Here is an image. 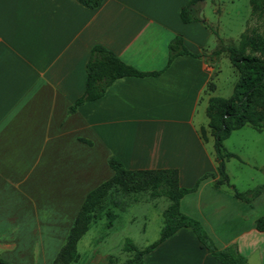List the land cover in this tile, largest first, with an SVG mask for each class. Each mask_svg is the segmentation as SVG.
Returning <instances> with one entry per match:
<instances>
[{"label": "crops", "instance_id": "1", "mask_svg": "<svg viewBox=\"0 0 264 264\" xmlns=\"http://www.w3.org/2000/svg\"><path fill=\"white\" fill-rule=\"evenodd\" d=\"M187 1L103 0L90 9L75 0H0V256L6 264L17 263L18 248L34 262L27 248L32 232L69 230L87 192L112 175L109 155L127 169L174 168L185 188L216 173L202 116L215 90V63L226 54L209 58L217 36L202 21H181ZM201 16L221 37L205 11ZM177 34L202 56L178 55L165 67L168 41ZM95 44L139 71L160 73L117 78L100 98L69 112L84 91ZM227 150L235 154L225 161L231 179L230 159L250 161ZM213 181L206 177L184 194L180 211L197 219L219 249L235 244L246 264H264V190L246 202ZM230 183L239 191L264 184ZM58 199L64 209L56 207ZM48 236L61 244L62 236ZM142 264L221 263L191 229L181 228L144 254Z\"/></svg>", "mask_w": 264, "mask_h": 264}, {"label": "trees", "instance_id": "2", "mask_svg": "<svg viewBox=\"0 0 264 264\" xmlns=\"http://www.w3.org/2000/svg\"><path fill=\"white\" fill-rule=\"evenodd\" d=\"M86 8H97L103 0H75ZM205 0H189L179 9V17L183 22L202 21L209 30L217 36L218 44L211 52L209 58L224 52L231 66L238 73L233 94L229 97L211 96L205 108L207 128L212 138L213 152L216 161V173L206 172L201 175L193 186L181 187L178 182V172L174 168L161 169H127L121 161L109 155L106 159L112 175L91 189L85 195L67 232L64 243L59 248L52 264H71L79 255L77 242L95 223L102 214L109 221L117 217L113 210L120 206L117 197L112 192L124 193L149 190L152 198L164 197L168 202L161 211L163 224L159 237L143 248H138L126 238L123 250L128 257L114 264H142L143 255L151 251L161 241L172 236L181 228H189L198 239L200 246L217 259L221 264H246V258L238 251L235 244L219 249L201 223L180 211L181 197L196 189L199 182L206 178H214L213 186L219 188L227 186L234 197L251 201L261 191L264 184L257 185L245 191L237 190L229 181L225 170V161L235 154L225 150L223 141L235 129L248 125L260 131L264 128V0H249L251 16L259 21L258 26H253L243 31L235 44H225L201 16L202 3ZM167 67L178 55L189 54L195 57L200 53L189 52L183 44L180 34L172 37L167 44ZM156 72H142L123 62L116 54L103 45L95 44L90 49L89 57L85 64L84 91L69 107V112L89 101L100 98L105 89L117 78L125 76L142 77L157 75ZM210 90L213 84L209 83ZM200 135L205 140V129H200ZM217 175V177H216ZM109 199L110 203H107ZM262 228V226H258ZM7 262L0 256V264Z\"/></svg>", "mask_w": 264, "mask_h": 264}, {"label": "rangeland", "instance_id": "3", "mask_svg": "<svg viewBox=\"0 0 264 264\" xmlns=\"http://www.w3.org/2000/svg\"><path fill=\"white\" fill-rule=\"evenodd\" d=\"M202 11H205L208 21L218 29L225 44H235L243 31L259 24V21L251 16L249 0H205L202 3ZM215 68L213 76L215 90L210 92V95L231 96L238 73L231 66L226 56L218 58ZM202 118L206 125V116H202ZM227 138L223 141L225 150L232 149L250 161L246 163L241 159L229 160L227 169L231 179H235L236 185L244 187L245 185L264 182V128L257 131L246 125L231 133ZM254 162L263 168H258L255 171ZM251 176L252 178H250ZM231 179L229 178L230 182ZM72 194L69 196H75ZM112 194L120 202V206L113 209L117 213V217L109 221L102 214L95 223L90 225L77 242L79 257L71 264L120 263L128 257V253L123 250L126 238L131 239L135 245L144 246L159 237L163 224L161 211L168 202L164 197L152 198L149 195V190L129 193L119 190L112 192ZM65 201V204L68 205L70 200L67 198ZM56 203L58 210L64 209V200L58 199ZM107 203H110L109 199ZM67 232L68 230L49 232L55 238H58L59 235L62 236L61 244L57 239L50 238L48 232H32L27 248L30 249L29 257L34 262L27 261L24 250L18 248L15 256L17 263L11 264H44L42 262L43 252L46 259H49L48 264H52L58 249L65 241Z\"/></svg>", "mask_w": 264, "mask_h": 264}]
</instances>
